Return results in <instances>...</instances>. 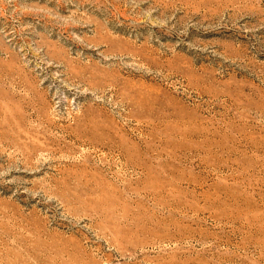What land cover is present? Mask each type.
I'll use <instances>...</instances> for the list:
<instances>
[{"label": "rangeland", "instance_id": "rangeland-1", "mask_svg": "<svg viewBox=\"0 0 264 264\" xmlns=\"http://www.w3.org/2000/svg\"><path fill=\"white\" fill-rule=\"evenodd\" d=\"M0 264H264V0H0Z\"/></svg>", "mask_w": 264, "mask_h": 264}, {"label": "bare ground", "instance_id": "bare-ground-1", "mask_svg": "<svg viewBox=\"0 0 264 264\" xmlns=\"http://www.w3.org/2000/svg\"><path fill=\"white\" fill-rule=\"evenodd\" d=\"M162 184H166V183H162ZM166 185H162V187H165Z\"/></svg>", "mask_w": 264, "mask_h": 264}]
</instances>
